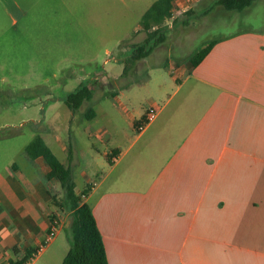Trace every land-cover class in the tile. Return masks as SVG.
I'll list each match as a JSON object with an SVG mask.
<instances>
[{"label":"crops","instance_id":"obj_1","mask_svg":"<svg viewBox=\"0 0 264 264\" xmlns=\"http://www.w3.org/2000/svg\"><path fill=\"white\" fill-rule=\"evenodd\" d=\"M41 1L4 8L11 26L19 24L16 12L25 17ZM217 39L198 66L167 64L154 87L152 73L136 81L131 87L153 101L131 116L134 135L94 156L96 180L83 200L109 264H264V27ZM104 71L90 85L92 104L100 101L97 80L118 83L129 62L121 74ZM128 88L118 86L115 97ZM151 107L157 114L146 122ZM107 134L90 135L104 141ZM30 160L26 173L16 164L10 175L0 173V264L37 253L53 220L58 234L66 226L51 207L58 181L47 178L42 159Z\"/></svg>","mask_w":264,"mask_h":264},{"label":"rangeland","instance_id":"obj_2","mask_svg":"<svg viewBox=\"0 0 264 264\" xmlns=\"http://www.w3.org/2000/svg\"><path fill=\"white\" fill-rule=\"evenodd\" d=\"M155 1L42 0L25 17L16 12L19 24L12 27L4 8L14 12L18 3L25 9L33 0H0V28H8L7 36H0L1 174L10 175L14 164L27 171L30 158L26 148L41 136L71 168L77 192L82 194L89 189L88 182L96 180L94 156L126 145L134 135L131 116L144 100L153 101L147 91L131 87L136 81L152 73L148 85L154 87L160 75H168L167 64L175 71L190 66L191 55L207 41L238 29L264 27V0L238 14L214 6L203 17L202 9L215 0H175L173 17L162 24L169 27L166 42L134 68L131 49L145 40L141 20ZM193 9L197 12L189 17L190 26L186 27L182 22L188 18L185 13ZM234 15L235 22L231 20ZM128 62L129 72L118 83L109 86L108 80L106 84L97 80L100 101L84 104L76 112L69 109L67 95L80 84L90 83L95 76L102 78L107 75L104 70L121 74ZM118 86L129 87L125 97L110 95ZM89 108L95 112L92 119L84 116ZM104 129L110 133L104 141L90 135L101 137ZM69 147L73 148L72 161H68ZM57 183V199L51 207L66 226L44 251L38 252L39 248L28 264H62L71 249L72 215L60 206L64 191Z\"/></svg>","mask_w":264,"mask_h":264},{"label":"trees","instance_id":"obj_3","mask_svg":"<svg viewBox=\"0 0 264 264\" xmlns=\"http://www.w3.org/2000/svg\"><path fill=\"white\" fill-rule=\"evenodd\" d=\"M256 1L258 0H215L212 6L202 9L203 12L200 15L202 17L208 15L213 11L214 6H222L227 11L242 13ZM174 6L175 0H156L145 12L141 25L147 36L143 42L132 46V60L140 61L147 58L166 42L169 27L162 26V24L165 20L173 17ZM196 12L193 9L185 13L188 18L182 21L184 26H190L189 17L191 18ZM178 22L176 19L175 23ZM217 42V38L207 41L190 58L191 67L198 66ZM109 82V86L113 85L112 81ZM95 84L96 82L92 81L88 84H82L74 92L67 95L65 102L71 111L76 112L86 102L93 100L94 89L91 86ZM110 95L115 96L116 92H111ZM84 116L87 119H92L95 117V112L89 108ZM26 153L31 160L42 159L49 167L47 178L57 180L64 191V198L60 206L72 215L70 225L71 249L62 264H109L103 236L92 207L82 198L87 196L90 186H88L89 189H84L81 195L78 194L71 168L59 160L41 136H36L29 143ZM72 158L73 148L69 147L68 161H72ZM32 257L33 253H29L27 258L16 264H25Z\"/></svg>","mask_w":264,"mask_h":264},{"label":"built area","instance_id":"obj_4","mask_svg":"<svg viewBox=\"0 0 264 264\" xmlns=\"http://www.w3.org/2000/svg\"><path fill=\"white\" fill-rule=\"evenodd\" d=\"M156 114H157V108L151 107L147 113V121L146 122L153 120L155 118ZM143 126H144V123L140 126V128H142ZM58 230H59V222L55 219L52 221L50 230H49L48 234L46 235L45 241H44L43 245L40 247V250L38 252H42L46 246H48L50 243H52L54 241V239L56 238V236L58 234ZM28 263L29 262H26L25 264H28Z\"/></svg>","mask_w":264,"mask_h":264}]
</instances>
